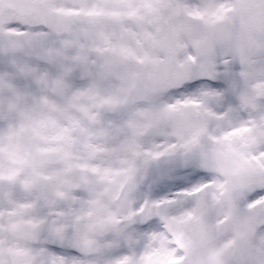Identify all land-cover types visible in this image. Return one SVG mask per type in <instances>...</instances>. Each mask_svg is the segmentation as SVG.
Returning <instances> with one entry per match:
<instances>
[{"label": "snow or ice", "instance_id": "6c2138e0", "mask_svg": "<svg viewBox=\"0 0 264 264\" xmlns=\"http://www.w3.org/2000/svg\"><path fill=\"white\" fill-rule=\"evenodd\" d=\"M0 264H264V0H0Z\"/></svg>", "mask_w": 264, "mask_h": 264}]
</instances>
